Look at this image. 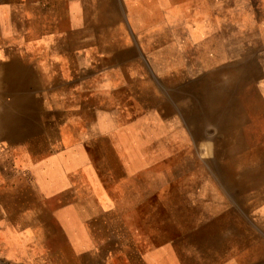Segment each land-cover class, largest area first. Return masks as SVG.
Instances as JSON below:
<instances>
[{"label": "crops", "instance_id": "1", "mask_svg": "<svg viewBox=\"0 0 264 264\" xmlns=\"http://www.w3.org/2000/svg\"><path fill=\"white\" fill-rule=\"evenodd\" d=\"M163 25L192 41L244 35L264 99V0H0V264L179 258L143 208L156 191L132 124L142 35Z\"/></svg>", "mask_w": 264, "mask_h": 264}, {"label": "rangeland", "instance_id": "2", "mask_svg": "<svg viewBox=\"0 0 264 264\" xmlns=\"http://www.w3.org/2000/svg\"><path fill=\"white\" fill-rule=\"evenodd\" d=\"M142 43L132 124L143 189L156 191L143 208L173 239V264L186 252L189 264H253L264 254V99L249 81L246 37L192 41L163 25Z\"/></svg>", "mask_w": 264, "mask_h": 264}]
</instances>
